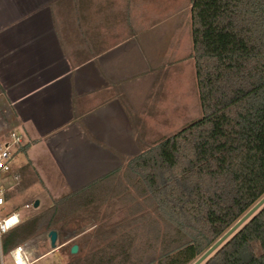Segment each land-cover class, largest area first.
Here are the masks:
<instances>
[{
    "label": "trees",
    "instance_id": "trees-1",
    "mask_svg": "<svg viewBox=\"0 0 264 264\" xmlns=\"http://www.w3.org/2000/svg\"><path fill=\"white\" fill-rule=\"evenodd\" d=\"M189 1L203 115L2 233L4 255L85 222L65 264H193L264 197V0ZM202 264H264V206Z\"/></svg>",
    "mask_w": 264,
    "mask_h": 264
},
{
    "label": "crops",
    "instance_id": "crops-1",
    "mask_svg": "<svg viewBox=\"0 0 264 264\" xmlns=\"http://www.w3.org/2000/svg\"><path fill=\"white\" fill-rule=\"evenodd\" d=\"M148 4L0 0V137L16 132L18 148L28 144L12 174L22 178L29 164L35 181L70 193L140 154L155 130L182 116L165 85L173 76H164L176 62L168 57L175 40L160 45ZM162 22L182 37L190 11ZM9 191L16 193L0 207L22 193ZM16 203L6 216H21Z\"/></svg>",
    "mask_w": 264,
    "mask_h": 264
},
{
    "label": "rangeland",
    "instance_id": "rangeland-1",
    "mask_svg": "<svg viewBox=\"0 0 264 264\" xmlns=\"http://www.w3.org/2000/svg\"><path fill=\"white\" fill-rule=\"evenodd\" d=\"M148 5L153 9L151 13V23L156 24L155 28L159 33V43L160 45H165L169 42L172 45V39L175 40L174 44L177 49L174 50L171 56H168L172 59H176V62L170 67V74L165 71L164 76L166 75L173 76L172 83L165 84L172 87V92L169 96V99L174 102L175 105H179L181 108V115L176 120V123L168 124L164 129L160 126L154 132L153 138L150 139L149 143H153L158 139H161L166 134H172L181 129L183 126L188 123L200 118L203 115L202 107L198 94L197 87V78L195 70L194 58L191 56L193 51V40L191 34V25L185 26L183 36L179 37V34L174 30L172 33L170 28H164L163 19H166V16L175 18L178 15V10L180 8L183 11H189V0H147ZM155 8L157 10H155ZM150 9V7H149ZM185 9V10H184ZM156 13V14H155ZM156 15V16H153ZM165 17V18H164ZM177 57V58H176ZM169 59V58H166ZM171 78V77H170ZM186 114H184V112ZM184 114V115H183ZM17 151V150H16ZM15 151V154L17 152ZM26 160V156L23 153H19L18 156L14 159V164L17 165L21 161ZM44 184H40L39 181L32 182L31 186L21 190V195L18 198V202L12 200L8 202L6 206L0 207V217H5L7 214L8 208H11L13 203H16L17 209L20 210V222L25 220L39 212L45 211L50 208L53 202L62 196L68 193L67 188H61L51 184L53 180L46 181L44 179ZM10 176H4L0 174V189L6 188L11 183ZM55 182V181H54ZM17 192L20 193L18 190ZM16 193V192H15ZM29 199V202L25 200ZM40 199V204L38 207H34V202ZM29 203L30 207H25V204ZM94 227V224H89L85 222H70L64 226L63 229L57 230L58 239L57 247L55 249L51 246V239L49 232L51 230L41 231L36 236L24 241L21 243L26 248V251L30 259L35 260L34 264H65L71 257V247L76 244L74 243L76 235H81L84 232L91 230ZM74 243V244H73ZM79 246V245H78ZM6 263L11 262V257L9 254L4 255Z\"/></svg>",
    "mask_w": 264,
    "mask_h": 264
},
{
    "label": "built area",
    "instance_id": "built-area-1",
    "mask_svg": "<svg viewBox=\"0 0 264 264\" xmlns=\"http://www.w3.org/2000/svg\"><path fill=\"white\" fill-rule=\"evenodd\" d=\"M22 143V136L16 132H10L7 136L0 137V174L4 176L11 174L13 177V183L10 186L0 189V205L5 203L6 192L19 186L22 182L19 174H12L14 153ZM26 207H30V204H26ZM19 222L20 215L18 212H12L8 216L0 218V238L2 233ZM8 254L11 257L10 263L5 262L0 239V264H34L35 262V260L30 259L26 248L21 244L11 249Z\"/></svg>",
    "mask_w": 264,
    "mask_h": 264
},
{
    "label": "water",
    "instance_id": "water-1",
    "mask_svg": "<svg viewBox=\"0 0 264 264\" xmlns=\"http://www.w3.org/2000/svg\"><path fill=\"white\" fill-rule=\"evenodd\" d=\"M39 200L34 202V207H38ZM262 206H264V197L261 198L244 216H242L225 234H223L208 250H206L193 264H202L207 258L211 256L226 240H228L243 224H245ZM51 239V246L53 249L57 247L58 233L56 230L49 232ZM78 244L71 247V253L78 252Z\"/></svg>",
    "mask_w": 264,
    "mask_h": 264
}]
</instances>
